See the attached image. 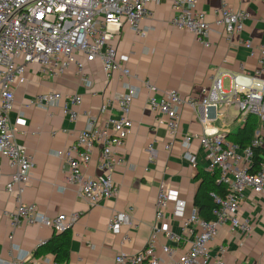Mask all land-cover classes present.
<instances>
[{"label":"built area","instance_id":"1","mask_svg":"<svg viewBox=\"0 0 264 264\" xmlns=\"http://www.w3.org/2000/svg\"><path fill=\"white\" fill-rule=\"evenodd\" d=\"M156 1L159 0H0V154L7 158L12 169L8 180L2 184L3 190L15 201L14 209L7 213L10 229L28 224L62 232L70 230L79 218L77 212L47 217L38 212L34 203H25L21 199L34 159L15 139L18 125L25 122L23 117L11 121L9 116L15 86L26 82V73L31 66L54 77L73 65L78 82L89 88L91 79L85 64L95 61L106 79L115 73L130 78L128 56L117 52L116 39L124 26L137 36L145 37L149 27L141 23L152 18L150 5ZM197 3L198 0H171L170 22L173 27L193 34L207 47L210 25ZM214 15V23L222 27L226 35L240 34L249 19L248 11L233 10L225 2ZM242 44L250 50V55L256 54L257 69L253 74H232L228 91L222 89V77L216 74L208 76L209 85L201 88L198 100L183 97L177 89L162 91L150 81H142L148 93L147 107L159 122L165 123L170 137L175 138L178 133L181 107L192 109L200 133L185 134L182 146L187 148L194 138L197 139L206 159L205 169L218 171L216 182L223 184L226 192L222 196L211 193L216 206L213 218L206 221L198 217L194 207L185 214L186 203L178 192L160 184L154 202V218L144 246L135 253L118 252L112 264H228L224 257L225 244H219L214 252L210 249L219 230L226 228L230 234L239 235L251 232L250 220L241 219L238 210L246 190L264 195V159L255 171H250L251 147H264V78L260 77L264 73V44L254 46L250 40ZM140 91L139 87L126 83L124 92L105 100L97 113L85 114L84 128L74 143L54 153L63 159L66 182L76 187L89 206L116 195L112 171L123 162L121 148L132 126L129 113ZM30 102L43 109L59 105L62 115L74 121L79 115L81 95L52 90L35 95ZM226 104L238 110L242 123L249 115L258 118L259 126L250 146L240 147L228 139L227 132L212 125L209 108ZM171 144L168 142L165 149ZM95 149L99 152L98 173L89 175L85 169L91 163ZM146 152L152 159L151 143L147 144ZM177 218L180 219L179 232L171 227L172 219ZM128 223L129 215L118 212L109 218L107 230L119 233ZM122 238V241L130 240L128 234ZM13 249L8 251V259H1L0 264H57L47 256L16 257ZM245 264L255 263L246 261Z\"/></svg>","mask_w":264,"mask_h":264},{"label":"crops","instance_id":"2","mask_svg":"<svg viewBox=\"0 0 264 264\" xmlns=\"http://www.w3.org/2000/svg\"><path fill=\"white\" fill-rule=\"evenodd\" d=\"M222 2L233 10L248 11L249 19L240 34L226 35L222 27L214 23V11ZM150 6L152 18L141 23L149 27L145 37L137 36L124 26L116 39L117 52L128 56L130 78L115 73L106 79L98 62L86 63L85 69L91 79V86L86 88L78 82L73 65L54 77L31 66L26 73V82L14 88L9 116L11 121L19 116L25 121L18 125L15 139L34 159L22 201L34 203L38 212L47 217L79 213L70 229L69 259L65 264H112L118 252L140 250L149 235L156 192L162 183L177 191L185 201V214L193 207L198 185L194 175L197 169H205L206 159L196 138L187 148L181 141L187 133H200L194 112L188 106L181 107L178 133L175 138L170 137L165 123L159 122L147 107L148 93L142 81L148 80L162 91L177 89L183 97L198 100L201 88L209 85L210 74L230 78L240 72L253 74L257 69L256 54L250 55V50L242 43L250 40L254 46L264 44V0H198L197 7L204 12L210 25L207 47L190 32L171 25V0H159ZM260 77L264 78V73ZM126 83L139 87L141 91L131 105V131L121 148L123 162L112 171L117 192L113 198L89 206L76 187L66 182L63 159L54 153L74 143L84 128L85 114L97 113L105 100L124 92ZM52 90L81 95L79 115L74 121L62 115L59 105L48 109L31 105L35 95ZM208 115L213 119L212 125L227 134H234L244 123L240 121L238 110L230 104L211 106ZM168 142L172 144L165 149ZM149 143L153 146L152 159L146 152ZM98 160L99 152L95 149L92 161L85 169L87 174L98 173ZM11 171L7 158L0 154V260L8 259L11 248H14L12 253L16 257L35 258L33 252L41 242L50 238L53 230L28 224L10 229L7 213L14 209L15 201L3 190L2 184L8 180ZM118 212H126L130 223L123 225L119 233H112L107 230V222ZM238 216L250 220L251 232L247 235L230 234L226 228H221L210 244L211 251L222 243L227 246L224 257L228 264H245L246 261L264 264V195L246 190L239 203ZM179 224L180 219H172L174 231H180ZM124 234L130 236L129 241H122ZM160 242L164 241L160 239ZM41 256L52 259L48 254L37 257Z\"/></svg>","mask_w":264,"mask_h":264},{"label":"trees","instance_id":"3","mask_svg":"<svg viewBox=\"0 0 264 264\" xmlns=\"http://www.w3.org/2000/svg\"><path fill=\"white\" fill-rule=\"evenodd\" d=\"M258 125V118L249 115L243 125L234 134H227V137L232 142L239 144L240 147L250 146V141ZM251 148L252 168L250 171H255L259 163L264 159V147L253 146ZM217 178V170L209 172L206 169H197L194 175V180L198 185L193 196L192 204L198 217L206 221L213 218V209L216 206L211 193L222 196L226 192L225 186L216 182ZM70 240V230L62 232L53 231L50 238L35 249L33 255L37 257L48 254L52 256V260L57 264H65L69 259Z\"/></svg>","mask_w":264,"mask_h":264},{"label":"rangeland","instance_id":"4","mask_svg":"<svg viewBox=\"0 0 264 264\" xmlns=\"http://www.w3.org/2000/svg\"><path fill=\"white\" fill-rule=\"evenodd\" d=\"M230 78L226 77V78H222V89L224 91H228L230 88Z\"/></svg>","mask_w":264,"mask_h":264}]
</instances>
